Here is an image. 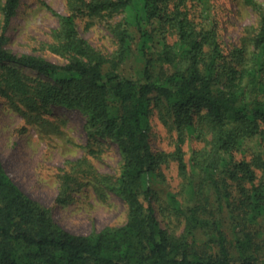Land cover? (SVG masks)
<instances>
[{
  "label": "trees",
  "instance_id": "1",
  "mask_svg": "<svg viewBox=\"0 0 264 264\" xmlns=\"http://www.w3.org/2000/svg\"><path fill=\"white\" fill-rule=\"evenodd\" d=\"M20 2L0 0V96L43 131L62 133L65 119L46 112L58 105L85 117L90 138L114 141L116 174L85 155L67 160L56 168L55 203L74 201L91 181L99 196L109 189L121 197L127 215L89 234L69 231L0 156V264H264V6L245 0L258 22L226 52L216 22H196L186 8L204 10L210 0H64L42 43L56 62L6 47ZM96 21L112 50L80 33V23ZM151 109L176 132L173 150H153ZM190 135L203 144L186 161ZM171 161L176 191L165 187L162 167Z\"/></svg>",
  "mask_w": 264,
  "mask_h": 264
},
{
  "label": "rangeland",
  "instance_id": "2",
  "mask_svg": "<svg viewBox=\"0 0 264 264\" xmlns=\"http://www.w3.org/2000/svg\"><path fill=\"white\" fill-rule=\"evenodd\" d=\"M256 1L264 6V0ZM172 4L169 6L173 7ZM186 8L196 22L203 16L208 18L204 20L207 24L216 22L219 40L226 52L238 46L246 26H256L258 22L257 11L245 0H210V8L205 7L204 10L201 4L187 2ZM52 11L64 13V0H21L18 13L7 29L6 47L15 53H32L60 61L42 46L49 40L50 30L58 24ZM79 30L93 46L105 51L114 48L109 32L99 21L87 28L80 23ZM173 39L174 36L169 38L170 41ZM27 71L36 75L31 70ZM46 112L50 117L65 119L60 127L62 133L43 131L35 125L26 124L21 115L0 96V156L15 182L26 193L50 207L55 219L74 233L89 234L125 223L127 211L121 197L109 189L99 196L91 181L83 184L74 201L65 205L55 203L57 167H64L67 160L85 155L97 171L114 175L121 155L114 141L88 136L84 128L85 117L79 111L51 105ZM149 120L153 150H173L176 132L167 130L155 109H151ZM202 144L195 137L187 136L182 146L185 160H189L193 148ZM162 168L165 187L176 191L181 182L176 162L171 161ZM157 216L162 226H166L167 219L160 210H157Z\"/></svg>",
  "mask_w": 264,
  "mask_h": 264
}]
</instances>
